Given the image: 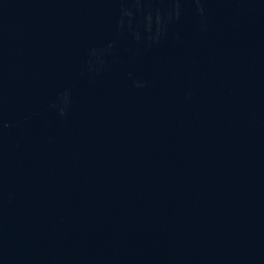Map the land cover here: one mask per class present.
<instances>
[{
	"label": "water",
	"instance_id": "95a60500",
	"mask_svg": "<svg viewBox=\"0 0 264 264\" xmlns=\"http://www.w3.org/2000/svg\"><path fill=\"white\" fill-rule=\"evenodd\" d=\"M0 264H264V0H0Z\"/></svg>",
	"mask_w": 264,
	"mask_h": 264
}]
</instances>
